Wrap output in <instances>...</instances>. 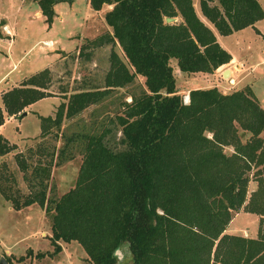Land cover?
Segmentation results:
<instances>
[{
	"label": "trees",
	"instance_id": "16d2710c",
	"mask_svg": "<svg viewBox=\"0 0 264 264\" xmlns=\"http://www.w3.org/2000/svg\"><path fill=\"white\" fill-rule=\"evenodd\" d=\"M24 1L37 4L50 24L61 0ZM89 4L97 11L104 4L112 6L105 14L110 32L81 48L112 45L104 87L75 89L69 95L60 91L64 102L54 117L39 118L41 137H61L63 145L56 152L41 142L28 152L38 156L34 163L31 155L16 154L29 190L24 195L8 186L15 178L1 162L5 201L17 212L37 204L50 215L54 252L48 256L62 251L59 241H75L94 264H116L113 251L127 241L131 264H264V110L250 87L229 94L216 87L198 88L189 91L184 103L171 64L175 61L187 75L213 74L231 62V55L200 19L192 0ZM199 4L203 18L223 36L264 19L257 0ZM167 18L180 20L166 23ZM117 45L125 60L114 50ZM136 76L145 79L143 89L129 94L130 102L123 101L122 111L110 120L121 133L118 141L109 138L112 128L107 126L70 136L61 131L66 120L102 104ZM52 82L51 70L44 69L4 92L0 127L7 118H22L33 103L56 96L50 91ZM15 149L0 135V156ZM72 152L82 156L76 182L50 200L52 169ZM251 181L257 189L248 197ZM241 210L261 216L258 238L224 233ZM45 255L39 252L35 258Z\"/></svg>",
	"mask_w": 264,
	"mask_h": 264
},
{
	"label": "rangeland",
	"instance_id": "374dc122",
	"mask_svg": "<svg viewBox=\"0 0 264 264\" xmlns=\"http://www.w3.org/2000/svg\"><path fill=\"white\" fill-rule=\"evenodd\" d=\"M259 2L264 9V0ZM22 9V15H12L11 18V21L16 22L18 29L14 37L9 36L12 43L15 40L12 49L14 60H6V56H11V48L7 49L6 41L2 42L5 46L2 50L0 49V58L4 61L0 65V78L9 74L7 82L0 83V93L20 82L15 80L31 77L32 74L52 66L53 82L50 91L56 95V98L51 97L36 102L30 108V113L22 117L23 119H9L0 127V135L16 147L8 155L0 156V167L3 162L6 163L8 173L11 172L15 178V182H10L8 186L14 191L20 190V194L24 195L29 190L23 181V173L16 166L14 160L16 154L21 152L30 156L28 152L36 151L41 142L48 146L49 150L55 147L57 152L64 142L61 137H58V140L53 136L42 138L38 116H54L55 108L57 109V105L62 102L60 91L63 89L68 91L67 95L75 89H103L104 76L109 69L108 58L112 45H105L98 49L88 47L81 51L88 40L110 32V27L105 23V14L110 10L108 4H104L102 9L97 11L90 6L88 0L61 2L56 6L55 17L50 24L45 22L43 16L35 15V11L39 9L36 4L25 5ZM196 11L200 19L213 29L221 47L243 63L242 71L234 72L235 79L238 81L236 87L250 86L262 100L264 97V19L257 23L258 31L250 27L223 36L203 18L200 8ZM59 14L63 16L62 20L58 18ZM0 37L3 39L1 30ZM114 50L121 59L125 60L118 45L114 47ZM88 53H90L89 57L86 56ZM171 64L176 77V86L179 89L177 90L183 96V100L190 89L213 88L214 83L210 76L189 79V77L178 75L176 71L178 66L175 61ZM135 78L134 83L123 90L113 91L102 104L91 106L78 117L66 120L61 131L70 136L73 132L88 131V128H99L100 131L102 126H107L112 128L109 138L118 141L121 133L116 131L115 124L110 120L114 119L116 113L122 111L123 101L130 102L129 94H139L143 89L145 79L140 76ZM193 82L194 88L191 87ZM228 87H231L230 83ZM236 87L231 88V91ZM220 89L221 92H231L225 86ZM0 107H3L1 96ZM37 158V155H31L29 162L34 163ZM81 162L82 156L72 152L67 155L65 161L53 167L49 182L50 200L58 199L71 190L76 182ZM1 171H4V168ZM258 221L254 214H240L229 227V233L241 234L247 228L249 236H253L258 227ZM50 223V215L39 205L35 204L17 212L0 193V264L2 258L5 260L8 258L11 262L6 260L8 264H94L88 260L83 247L75 241L69 244L59 241L62 251L55 256H48L54 252ZM30 250L32 254L28 253ZM39 252L46 254L45 257L36 259L35 255ZM20 257H23V260L20 261ZM131 262V255L127 249L123 253L120 264H131Z\"/></svg>",
	"mask_w": 264,
	"mask_h": 264
},
{
	"label": "crops",
	"instance_id": "0c3cea01",
	"mask_svg": "<svg viewBox=\"0 0 264 264\" xmlns=\"http://www.w3.org/2000/svg\"><path fill=\"white\" fill-rule=\"evenodd\" d=\"M258 2H259V0H257ZM88 2H89V0H88ZM59 3H61V1L59 2ZM59 3H57L56 5H54V8L56 9V6L59 4ZM192 3L194 4V6H195V8H196V10H198V8H200V4H199V0H192ZM260 3V2H259ZM30 4H35V3H30ZM30 4L29 3H26L24 0H0V30H1V33H2V36H3V39H0V49L2 50V48L5 46V45H7V49H9V48H11V56H6V60L7 61H12V60H14V58H15V56H14V52H12V49L14 48V42H15V40H13V43H12V40H9V36L10 37H14L15 36V34L17 33V31H18V29H17V27H16V22H14V21H11V18H12V15H22L23 14V9H22V7L23 6H30ZM37 5V4H36ZM260 5L262 6V4L260 3ZM38 7V6H37ZM262 8H263V6H262ZM112 9V6H110V10ZM264 10V9H263ZM35 15H37L38 17H40V16H42V14H41V11H40V8L38 9V10H36L35 11ZM58 18L60 19V20H62L63 19V16L61 15V14H59L58 15ZM175 20H180V18H175ZM262 21V20H261ZM175 22V21H174ZM258 22H260V21H258ZM257 22V23H258ZM257 23H255L254 24V26H249L248 28H254V29H256L257 30V27H256V25H257ZM248 28H246V29H248ZM243 30H245V29H243ZM243 30H240V31H243ZM258 31V30H257ZM237 32H239V31H237ZM261 33V32H260ZM1 38V37H0ZM4 41H6L7 43L4 45V43H2V42H4ZM62 52V51H61ZM230 55H231V57H232V60H231V62L229 63V64H227V65H223V66H221V67H219L218 69H216L214 72H213V74H206V73H195L194 75H187V74H184V73H182V72H180V70L177 68V73H178V75H182V76H186V77H189V79H190V77H192L193 79H195L196 77H200V76H210L211 78H212V83H214L212 86L213 87H216L219 91L221 90L220 88H222V87H226V88H228V91L230 90L231 91V88H234V87H236L237 85H238V83H236V82H238L235 78V76H234V72H236V73H240L241 71H242V69H243V63L241 62V60H239L237 57H235L232 53H230ZM2 62H4V61H2V58H0V65L1 64H3ZM51 67L52 66H50L49 68H47L48 70H51ZM14 69V68H13ZM42 71V70H41ZM225 71H228L230 74H228L229 75V79L228 80H226L225 78H224V72ZM37 73V72H36ZM35 74V73H34ZM33 75V74H32ZM8 78H9V74L7 73V74H5V75H3L1 78H0V83L1 82H7V80H8ZM25 78H29V77H24V78H22V79H25ZM22 79H19V80H15V81H20V82H18V84H16V85H14V86H18L21 82H22ZM229 83H230V85H231V87L229 88L228 87V85H229ZM14 86L13 87H8L6 90H2V92L0 93V96L4 93V92H6L7 90H9V89H12V88H14ZM189 86V85H188ZM177 87V86H176ZM191 87H193L194 88V82L191 84ZM246 87H250V86H245V87H242V88H235L234 90H236V89H244V88H246ZM251 88V87H250ZM178 89V88H177ZM195 89H198V88H194V89H190V91L191 90H195ZM203 89V88H202ZM179 90V89H178ZM178 90H177V92H178ZM251 90H252V88H251ZM253 91V90H252ZM221 92V91H220ZM188 93H189V91H188ZM187 93V94H188ZM222 93H224V94H229V93H231V92H229V93H226V92H222ZM253 93H255L254 91H253ZM178 94H180V92H178ZM181 95V94H180ZM189 95V94H188ZM187 95V97L185 98L187 101H189V96ZM255 95H256V97H257V99H258V101H259V103H260V106L262 107V109L264 110V97H262V100H261V98H260V96H258L256 93H255ZM51 97H54V98H56L55 96H51ZM50 97V98H51ZM47 99H49V98H47ZM38 102V101H37ZM62 102H64V99L62 98ZM62 102H60L59 103V105L62 103ZM35 103H33V105H34ZM33 105H31L30 107H28V108H26L25 109V112L27 113V115L30 113V108L33 106ZM59 105H57V106H59ZM56 106V107H57ZM0 108H2V107H0ZM55 111H56V108H55ZM26 115V116H27ZM25 116H23V118H24ZM39 117V116H38ZM43 117V116H42ZM52 117H54V116H52ZM14 117H10V118H7L6 119V121L7 120H9V119H13ZM16 118V117H15ZM23 118H21V119H23ZM228 151L229 152H233V149L232 148H228ZM257 189V183H255L254 181H251L250 182V184H249V188H248V197L251 195V193L253 192V191H255ZM243 213H245V214H251V213H247V212H245V211H243V210H241V211H239V212H236L235 213V215L233 216V218H232V221L230 222V224L228 225V227L226 228V230L224 231V233L225 234H227V235H230V236H241V237H244V238H249V239H253V238H258L257 236H258V230H259V226H260V221H261V216H259V215H257V214H255V213H253L254 215H256L257 216V218L259 219V221H258V227H257V229H256V231H254V233H253V236H249V234H248V229L246 228V230H243V233H241V234H231V233H229V227L232 225V223L235 221V218H237L240 214H243ZM253 214H251V215H253Z\"/></svg>",
	"mask_w": 264,
	"mask_h": 264
},
{
	"label": "clouds",
	"instance_id": "9594fccd",
	"mask_svg": "<svg viewBox=\"0 0 264 264\" xmlns=\"http://www.w3.org/2000/svg\"><path fill=\"white\" fill-rule=\"evenodd\" d=\"M128 249V242L125 241L121 246H118L113 251V256L117 259V264H120V261L122 259L123 253L127 251Z\"/></svg>",
	"mask_w": 264,
	"mask_h": 264
},
{
	"label": "water",
	"instance_id": "95a60500",
	"mask_svg": "<svg viewBox=\"0 0 264 264\" xmlns=\"http://www.w3.org/2000/svg\"><path fill=\"white\" fill-rule=\"evenodd\" d=\"M66 1H72V0H61V2H66ZM175 20L174 19H170V18H167L166 19V23H173ZM229 72L228 71H225L224 72V78H229ZM27 115V113L26 112H24L22 115H21V117H23V116H26ZM1 264H8V262L4 259V258H2V260H1Z\"/></svg>",
	"mask_w": 264,
	"mask_h": 264
},
{
	"label": "built area",
	"instance_id": "2783aa9c",
	"mask_svg": "<svg viewBox=\"0 0 264 264\" xmlns=\"http://www.w3.org/2000/svg\"><path fill=\"white\" fill-rule=\"evenodd\" d=\"M189 101H187L186 99L184 100V103H188Z\"/></svg>",
	"mask_w": 264,
	"mask_h": 264
},
{
	"label": "bare ground",
	"instance_id": "6f19581e",
	"mask_svg": "<svg viewBox=\"0 0 264 264\" xmlns=\"http://www.w3.org/2000/svg\"><path fill=\"white\" fill-rule=\"evenodd\" d=\"M230 74V73H229Z\"/></svg>",
	"mask_w": 264,
	"mask_h": 264
}]
</instances>
